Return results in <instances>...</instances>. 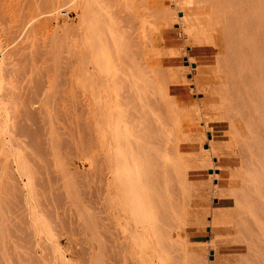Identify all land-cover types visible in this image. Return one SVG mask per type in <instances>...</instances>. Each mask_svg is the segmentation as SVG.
<instances>
[{
    "label": "rangeland",
    "instance_id": "obj_1",
    "mask_svg": "<svg viewBox=\"0 0 264 264\" xmlns=\"http://www.w3.org/2000/svg\"><path fill=\"white\" fill-rule=\"evenodd\" d=\"M138 1L0 0V88L5 76L17 78L18 94L21 98L27 94L40 120L36 136L15 135L12 143L4 141L0 145L7 170L0 188L4 210L0 224L8 233L1 238L6 264H180L179 259L183 264H264V192L260 189L264 180V132L256 120V115L262 119L263 114L256 102L249 105L243 95L242 101L247 103L243 101L245 111L241 108L244 114L240 108L236 110L242 96L237 94V81L230 84L224 55L229 45L226 41L233 38L225 29L224 34H217L215 28L226 26L220 23L223 19L214 20L220 25L210 21V17L221 15L216 13L218 4L215 0ZM229 14L241 23L235 11ZM107 48L109 67L106 62L103 66L102 54ZM130 64L134 66L131 69ZM93 68L96 78L93 73L92 78L101 88L95 94L89 79ZM19 69L27 72L21 79ZM159 69L166 71L169 82L159 80L160 84H154L157 80L153 73ZM162 73L156 78L163 79ZM142 75L155 80L148 83L151 88L147 93L140 86ZM106 80L112 82V101L129 118L141 115L136 107L145 105L147 99L158 104L159 108L148 111L160 119L156 125L157 133H163L158 135L164 137L160 148L159 144H147L141 149L131 133L125 141L117 138L116 114L110 126L106 120V90H102ZM131 84L136 85V91H131ZM229 88L236 90L237 96L233 95L237 99H231L229 94L235 92ZM18 94L14 95L16 99L20 98ZM122 104L132 108L128 110ZM160 108L165 114L162 118H173L170 127L161 119ZM256 137L263 139L258 141ZM171 149L180 155L176 158ZM180 156V164L188 168L182 167L184 171L178 163ZM142 157L158 167L155 172L165 173L166 179H161L164 175L158 172L155 174L160 178L155 175L150 179L153 185L161 186L156 188L168 190L171 186L165 187L170 182V190L176 186L174 192H163L169 204L154 187V200H162L159 203L165 208L163 211L152 200L158 204L156 207L152 203V214L160 208L163 211V216L155 213V220L139 213L135 202ZM186 170L191 177L185 176ZM181 177L182 183L188 177L192 182L187 180L186 187L181 184L185 189L180 185ZM167 180L170 182L164 185ZM177 186L181 188L177 190ZM124 195L129 197L128 218L123 211ZM171 201L177 204L173 208ZM175 210L181 214L176 211L174 215Z\"/></svg>",
    "mask_w": 264,
    "mask_h": 264
},
{
    "label": "bare ground",
    "instance_id": "obj_2",
    "mask_svg": "<svg viewBox=\"0 0 264 264\" xmlns=\"http://www.w3.org/2000/svg\"><path fill=\"white\" fill-rule=\"evenodd\" d=\"M140 1V0H139ZM138 1V2H139ZM206 1V0H205ZM209 1V0H208ZM211 1V0H210ZM106 2V1H105ZM214 2V0H212V3ZM91 3H93V0H92V2ZM134 3H137V2H134ZM215 3H217L218 4V7L217 8H215L216 9V13H220L221 15H218V16H220V17H215L213 14H212V16H214L215 18H213V17H210L211 18V22L213 23V22H215L216 20H217V22H219L221 19H223V20H221L220 21V23H225V25L226 26H221L220 28H215V30H217L218 31V33L217 34H219V31L220 32H222L223 34H224V32L225 31H223L224 29L225 30H227V32L232 36V40H228V41H226L227 43H229V45L228 46H230L229 47V49H228V46H227V44H225L226 46V48H227V50L225 49L224 50V52H226V54L224 53V55H226V60H225V69H227V75L229 76L230 75V78L232 79L231 80V82L229 81V78H228V82H230V84L232 83L233 84V82L232 81H237V82H234V84H239V87H237V86H235L236 87V90L238 89V91L239 92H237V94L239 95V98H240V96H244V98H245V101L250 105L252 102H256V104L257 105H255V106H257L258 107V110L260 109V111L262 112V114L263 115H261V116H263V118L261 119V118H259L258 117V115H256L255 116V114H254V112H253V115H254V117H256L257 119V124H258V126H259V128L262 130V133L264 132V0H215ZM92 5V4H91ZM104 5H106V4H104ZM140 5V4H139ZM93 6V5H92ZM216 6V4L214 5V7ZM111 8V7H110ZM92 9V8H91ZM95 9V8H94ZM144 9V8H143ZM121 10H122V8H121ZM145 10V9H144ZM218 11V12H217ZM230 11H235L237 14H238V19H240L241 20V23L237 20V18L235 17V15H234V17H232L230 14H229V12ZM114 12V11H113ZM214 12H215V10H214ZM91 13V12H90ZM93 13V12H92ZM142 13V12H141ZM212 13V12H211ZM54 14V13H53ZM115 14V13H114ZM122 14V13H121ZM236 14V15H237ZM164 15V14H163ZM224 17H223V16ZM116 16V15H115ZM139 16V15H138ZM156 16V15H155ZM158 17V16H157ZM156 17V18H157ZM217 18V19H216ZM219 18H221V19H219ZM91 19H92V17H91ZM123 19V18H122ZM182 19L184 20L185 19V16H183L182 17ZM208 19V18H207ZM218 19H219V21H218ZM209 20V19H208ZM215 20V21H214ZM235 20H237V21H235ZM217 22H215L216 24H217ZM131 23V22H130ZM129 23V24H130ZM212 23H211V25H212ZM220 23L219 24H217V25H220ZM127 24V23H126ZM135 24V23H134ZM93 25V24H92ZM184 25H186V24H184ZM214 25V24H213ZM99 26V25H98ZM209 26V25H208ZM215 26V25H214ZM69 27V26H68ZM126 27V26H125ZM134 27H135V25H134ZM213 27V26H212ZM219 27V26H218ZM186 28H193L192 26H190V25H186ZM209 28H211V26L209 27ZM140 29V28H139ZM96 30V29H95ZM141 30V29H140ZM202 30V29H201ZM131 31H132V29H131ZM138 31V30H137ZM95 32V31H94ZM105 32V31H104ZM128 32V31H127ZM142 33V32H141ZM221 33V34H222ZM227 33V34H228ZM130 34V33H129ZM90 35H92V34H90ZM132 35V34H131ZM229 35V36H230ZM130 36V35H129ZM129 36H128V38H129ZM236 36V37H235ZM123 37V36H122ZM133 37V36H132ZM132 37H130V40L132 41ZM96 38V37H95ZM100 38V37H99ZM134 38V37H133ZM220 38H222V37H220ZM94 39V38H93ZM95 40V39H94ZM126 40H128V39H126ZM226 40H227V38H226ZM116 41H117V39H116ZM104 42V41H103ZM5 43H7V40H6V42ZM96 43L97 42H95V45H96ZM130 43V42H129ZM133 43V42H132ZM122 44V43H121ZM125 44V43H124ZM224 44V43H223ZM119 45V44H118ZM123 45V44H122ZM128 45H130V44H128ZM131 45H133V44H131ZM142 45V44H141ZM2 46V45H1ZM121 46V45H120ZM97 47V46H96ZM105 47H106V44H105ZM124 47V46H123ZM138 47H140V46H138ZM137 47V48H138ZM5 49H6V46H5ZM112 49V48H111ZM122 49V48H121ZM22 50V49H21ZM24 50V49H23ZM107 52H104V54H102L103 55V58H104V64H103V66L105 65V62H106V64H107V66L109 67L110 66V55H109V49L107 48V49H105ZM138 50V49H137ZM94 51V50H93ZM111 51H113V50H111ZM123 51V50H122ZM131 52V51H130ZM35 53V52H34ZM37 53V52H36ZM95 53H99L98 51H97V49H96V52ZM126 53H129V50L126 52ZM222 53V54H223ZM17 54V53H16ZM15 54V55H16ZM21 54V53H20ZM115 54V53H114ZM122 53H120L119 55H121ZM138 54V53H137ZM137 54H135V55H137ZM39 55V54H38ZM99 55V54H98ZM118 55V54H117ZM118 55V56H119ZM125 55V54H124ZM143 55V54H142ZM10 56V55H9ZM25 56V55H24ZM27 56V55H26ZM35 56V55H34ZM16 56H14V58H15ZM97 57V56H96ZM112 57H114V56H112ZM117 57V56H116ZM116 57H115V61H116ZM9 58H11V56L9 57ZM25 59L27 58V57H24ZM37 58H39V57H37ZM16 59V58H15ZM15 59H14V61H15ZM17 59H19L18 57H17ZM44 59V58H43ZM46 59V58H45ZM44 59V60H45ZM50 59V58H49ZM138 59V58H137ZM12 60V59H11ZM20 60V59H19ZM23 60V59H22ZM27 60V59H26ZM25 60V61H26ZM48 60V59H47ZM96 60V59H95ZM98 60V59H97ZM113 60V61H114ZM120 60V59H119ZM25 61H22L21 63H23L24 62V64L23 65H27V64H25ZM28 61V60H27ZM115 61H114V63H115ZM123 61V60H122ZM145 61V60H144ZM191 61V60H190ZM221 61H222V58H221ZM10 62H12V61H10ZM18 62H20V61H18ZM30 62H31V60H30ZM29 62V63H30ZM42 62V61H41ZM117 62H118V60H117ZM125 62V61H124ZM223 62V61H222ZM35 63H36V61H35ZM43 63V62H42ZM100 62L98 61V64H99ZM188 63H190L189 61H188ZM36 64H40V63H36ZM101 64V63H100ZM113 64V63H112ZM116 64V63H115ZM119 64H121V63H119ZM118 63L116 64V65H119ZM144 64V63H143ZM143 64H142V66H143ZM224 64V63H223ZM21 65V64H20ZM29 65V64H28ZM123 65H124V63H123ZM131 66H130V69H131V67H132V64H130ZM18 66H19V64H18ZM17 66V67H18ZM40 66V65H39ZM100 66V65H99ZM224 66V65H223ZM102 67V66H101ZM107 67V68H108ZM124 67V66H123ZM134 67V66H133ZM132 67V68H133ZM19 68V67H18ZM20 68H21V66H20ZM39 68V67H38ZM41 68V67H40ZM42 68H43V66H42ZM45 68V67H44ZM121 68V67H120ZM126 68V67H125ZM156 68V67H155ZM22 69V68H21ZM21 69H19L20 70V72H21ZM24 69V68H23ZM22 69V70H23ZM91 69V68H90ZM147 69V68H146ZM196 69H197V67H196ZM18 70V71H19ZM105 70V69H104ZM153 70V69H152ZM154 70H156V69H154ZM159 70H161V69H159ZM24 71V70H23ZM37 71H38V69H37ZM45 71H47V70H45ZM90 71V74H91V78H89L90 79V81H91V84H92V94H95V93H99V90L101 89L100 88V86H98L97 87V85H95L96 84V81L92 78V73H93V75H94V77H95V74H94V68L92 69V70H89ZM106 71V70H105ZM109 71V70H108ZM132 71V70H131ZM8 72V71H7ZM33 72V71H32ZM40 72H42L41 71V69H40ZM44 72V71H43ZM48 72V71H47ZM47 72H45V73H47ZM104 72V71H103ZM107 72V71H106ZM138 72V71H137ZM136 72V73H137ZM152 72V71H151ZM160 72L162 73V70L161 71H159L158 72V70H157V73L154 71V73H153V76H155V78H153V76H152V78L153 79H156L157 81L156 82H154L155 80H149L147 77H144V75H142V77H141V81H142V84L140 85L139 83V85L141 86V89L145 92V93H147V91L149 90L150 91V89L149 88H151L149 85H148V83L150 84H153V82H154V84H156V83H159V80H161V82L163 81V82H165L166 81V83H167V81L169 82V78H168V76H166V71H164L162 74L164 75L165 74V76L164 77H166L165 79H167V80H165L164 79V77H162L163 79H157V78H159L158 76H157V74L159 73V76H160ZM24 74H26L25 72H23ZM22 72H21V74L20 75H18V78H20V77H22V74H23ZM49 73V72H48ZM105 73V72H104ZM108 73V72H107ZM144 73V72H143ZM156 73V74H155ZM38 74H39V72H38ZM41 74V73H40ZM170 74V73H169ZM27 75V74H26ZM26 75H24V76H26ZM35 75V74H34ZM43 75V74H42ZM45 75V74H44ZM47 75V74H46ZM45 75V76H46ZM137 75V74H136ZM139 75H140V73H139ZM8 76V75H7ZM5 76L2 80H3V85L1 86V88H0V93H1V96H0V145L5 141H7V143H12L13 142V140H14V136L16 135L17 136V138H18V136H20V137H26L27 135L28 136H36L39 132H40V129L38 128L39 126V124H38V121H40V120H37V114H36V111H34V109H36V107L33 109L32 107H31V103H29V100L27 99V94H25L26 96H24V98H21L22 96L20 95L21 93H19L18 94V92H20V88L18 89V87H17V82L19 81L17 78H15L14 76ZM33 76V75H32ZM147 76V75H146ZM36 77V76H35ZM157 77V78H156ZM96 78V77H95ZM147 78V79H146ZM160 78H161V76H160ZM21 79V78H20ZM24 79H25V77H24ZM32 79H35L34 78V76H33V78ZM18 80V81H17ZM29 80V79H28ZM35 80H38V78L37 79H35ZM99 80V79H98ZM30 81V80H29ZM41 81V80H40ZM128 81V80H127ZM126 81V82H127ZM152 81V82H151ZM34 82V81H33ZM103 82V81H102ZM162 82V83H163ZM135 83H136V81H135ZM134 83V84H135ZM161 83V84H162ZM31 84V83H30ZM91 84H90V86H91ZM160 84V83H159ZM229 84V85H230ZM103 85V84H102ZM121 85V84H120ZM132 85V92H134V91H136V89H137V87H136V85H135V87H136V89L133 91V89L135 88L134 86H133V84H131ZM169 85V84H168ZM27 86H29L28 84L26 85V87ZM94 86H96V88H94ZM104 86H105V88L103 87V89L102 90H106V93H105V95H106V101H105V106H106V111L109 113V115H107L106 116V120H107V124L110 126V124L109 123H111V118L114 116V113L116 114V120H118V127H117V131L119 132V137H118V135H117V138L118 139H120L121 140V142H122V140H124V138H126L127 136L129 137V133H131L132 134V138H134V140H136V142L137 143H139L138 145L141 147V149L143 148V146L144 145H146V146H148L147 144H159V148H160V146H162V145H160V143L162 144V143H164L163 141H162V138L164 139V137H162V138H160L161 136H159L158 135V133L160 132V135H163V133H161V131H159L158 133H157V126L156 125H158V123H159V121H160V119H159V121L157 120V119H155V116H153V114L152 113H150V111H148L149 109L151 110V108L153 109V108H159V106H158V104L157 103H154V102H152V101H150L149 102V99H147L146 101H145V105H141L140 107L142 108V110H141V108L139 107V105L136 107V111L139 113V114H141V115H139V116H137L136 117V119L132 116V118H129V117H127L125 114H124V109H121L120 108V106H119V104L116 102V101H112L113 99H112V95H113V92H112V82H110L109 80H106L105 82H104ZM122 86H124V85H122ZM151 86H153V85H151ZM160 87H162V85H159ZM158 86V87H159ZM166 86V85H165ZM233 86V85H232ZM232 86H231V88H232ZM233 86V87H234ZM35 87V85L33 86V88ZM121 86H119V88L118 89H120L121 90V88H120ZM134 87V88H133ZM156 87V86H155ZM164 87V86H163ZM162 87V88H163ZM24 88V87H23ZM22 88V89H23ZM30 88V87H29ZM28 88V89H29ZM36 88H39L38 86L36 87ZM94 88V89H93ZM116 88H117V86H116ZM123 88V87H122ZM139 89H140V87H138ZM35 89V88H34ZM34 89H32L33 91H35ZM41 88H39L38 90H40ZM125 89V88H124ZM128 89V88H127ZM230 89V88H229ZM24 90V89H23ZM119 90V91H120ZM234 91V88L233 89H230V91ZM235 90V91H236ZM31 92V93H34V92ZM116 91V90H115ZM122 91H123V89H122ZM125 91H129V90H125ZM125 91H123V92H125ZM166 91V90H165ZM234 91V92H235ZM25 92V91H24ZM139 92V91H138ZM241 92V95L239 94ZM15 93L16 94H18V95H20V98L19 99H16L15 98ZM36 93V92H35ZM120 93H122L121 91H120ZM150 92H148V94H149ZM231 93V92H230ZM28 94H30V93H28ZM118 94V93H117ZM153 94V93H152ZM233 94H236V92L235 93H232V94H229V95H232V98L231 99H237V94H236V96H234ZM31 95V94H30ZM36 95V94H35ZM34 95V96H35ZM131 95V94H130ZM132 95H134V93L132 94ZM150 95V94H149ZM93 96H95V95H93ZM119 96V95H118ZM233 96H234V98H233ZM243 96L241 97V101H242V98H243ZM29 97V96H28ZM33 97V96H32ZM31 97V98H32ZM39 98H40V96H38ZM92 97V96H91ZM100 97V96H99ZM137 97V96H136ZM144 96L142 95V97L141 98H143ZM146 97H148V95L146 96ZM146 97H144V98H146ZM231 97V96H230ZM30 98V97H29ZM140 98V99H141ZM238 98V100H240ZM134 99V98H133ZM115 100V99H114ZM136 100H137V98H136ZM237 100V101H238ZM35 101V100H34ZM41 101H42V99H41ZM100 101V100H99ZM122 101V100H121ZM139 101V100H138ZM162 101V100H161ZM234 101V100H233ZM236 101V100H235ZM244 101V100H243ZM243 101H242V103L239 101V102H237V103H239L240 105L242 104V105H244V106H240V105H237L236 104V106H239L237 109H236V106H234L235 105V103L236 102H233L232 104H234L233 105V107L238 111V109L240 108V110H242L241 108H243V110L245 111V107H246V105L243 103ZM244 101V102H245ZM101 102H102V100H101ZM116 102V103H115ZM245 102V103H246ZM35 103H36V101H35ZM38 103V102H37ZM40 104H41V102H39ZM95 103V102H94ZM140 103V102H139ZM246 103V104H247ZM49 104V103H48ZM47 104V105H48ZM36 105V104H35ZM123 105V107H126L128 110L130 109V108H132V107H130L128 104H122ZM162 105H164V104H162ZM166 105V104H165ZM38 106V108L40 107L39 106V104L37 105ZM46 106V105H45ZM48 106H50L51 107V105H48ZM136 105H134V107H135ZM144 107V109H143V107ZM160 106H161V104H160ZM173 106V105H172ZM162 107V106H161ZM164 107V106H163ZM232 107V106H231ZM120 108V109H119ZM140 109L141 111H138L137 109ZM230 108V107H229ZM41 108H39V110H40ZM126 109V110H127ZM170 109V108H169ZM250 109H252L251 107H250ZM37 110V109H36ZM42 110V109H41ZM46 110V109H45ZM52 110V109H51ZM50 110V111H51ZM127 110V111H128ZM243 110L242 111H239V112H242L243 113ZM148 111V113L146 114V112ZM160 111H161V113H160V116H161V119L163 120V122L166 124V125H168L169 123H170V121H173V118L171 117V119L170 120H168V118L167 117H163L162 118V116H164L165 114L162 112L163 111V109L162 108H160ZM247 111V110H246ZM250 111H252V110H250ZM254 111V110H253ZM257 111V110H256ZM259 111V112H260ZM37 112H38V114H39V111L37 110ZM41 112H44V110L43 111H41ZM97 112V111H96ZM164 112H166V111H164ZM258 112V113H259ZM167 113V112H166ZM238 113V112H237ZM132 114V113H131ZM136 114V113H135ZM134 114V115H135ZM234 114V113H233ZM241 114V113H240ZM244 114V113H243ZM242 114V115H243ZM45 115V114H44ZM46 115H48L47 113H46ZM137 115V114H136ZM147 115V116H146ZM180 115V114H179ZM141 116H143V117H141ZM174 116V115H173ZM244 116V115H243ZM39 117H41L40 115H39ZM251 118V117H250ZM41 119V118H40ZM44 119V118H43ZM247 120V122H249V120L248 119H246ZM158 121V122H157ZM230 121V120H229ZM250 121H251V119H250ZM255 121V120H254ZM155 122V123H154ZM177 122V121H176ZM256 122V121H255ZM40 123V122H39ZM104 123V122H103ZM116 123V122H115ZM157 123V124H156ZM180 122H178V124H179ZM250 123V122H249ZM155 124V125H154ZM171 124V123H170ZM169 124V127L171 126ZM177 124V123H176ZM115 125V124H114ZM162 125V124H161ZM165 125V126H166ZM253 125V124H252ZM108 126V127H109ZM113 126V125H112ZM254 126V125H253ZM256 126V125H255ZM163 127V126H162ZM162 127L161 126H159V129L161 128V130L163 131L164 129H162ZM179 127H180V125H179ZM257 127V126H256ZM112 128V127H111ZM173 128V127H172ZM253 128V127H252ZM258 128V127H257ZM257 128H255L254 129V131H256V129ZM110 129V128H109ZM108 129V130H109ZM169 129H171V128H169ZM168 129V130H169ZM112 130V129H111ZM128 131V132H127ZM252 131V130H251ZM260 131V130H259ZM113 132V131H112ZM164 132V131H163ZM167 132H169V131H167ZM257 132V131H256ZM106 133V132H105ZM116 133V132H115ZM258 133V132H257ZM261 133V134H262ZM23 134H25V136H22ZM155 134L157 135V136H155ZM252 134V133H251ZM8 135V136H7ZM165 135V134H164ZM168 135V134H167ZM166 136V135H165ZM180 136V135H179ZM262 136H263V134H262ZM19 137V138H20ZM182 137V136H181ZM248 137V136H247ZM259 137H260V135H259ZM22 138V139H23ZM180 138V137H179ZM249 138V137H248ZM257 138V137H256ZM175 139V138H174ZM182 139V138H181ZM180 139V140H181ZM258 139V138H257ZM263 139V138H262ZM261 138L260 139H258V141H260V140H262ZM120 140H117V142L118 143H120ZM127 140V139H126ZM184 140V139H183ZM264 140V139H263ZM125 141V140H124ZM123 141V142H124ZM129 141H131L130 139H129ZM133 141V140H132ZM164 141H166V140H164ZM167 141H168V139H167ZM257 141V140H256ZM22 142V141H21ZM24 142V141H23ZM250 142V141H249ZM254 142V141H253ZM252 142V143H253ZM262 142V141H261ZM15 143H17V141L15 140ZM19 143V142H18ZM107 143V142H106ZM109 144H111L110 142H109ZM108 144V145H109ZM242 144V143H241ZM8 145V144H7ZM15 145V144H14ZM138 146V147H139ZM163 146H165V145H163ZM1 147V146H0ZM8 147V146H7ZM11 147V146H10ZM175 147H176V145H175ZM2 148H3V146H2ZM1 148V149H2ZM136 148V147H135ZM148 148V147H147ZM151 148V147H150ZM162 148V147H161ZM174 148V147H173ZM13 149V148H12ZM146 149V148H145ZM169 149V148H168ZM176 149V148H175ZM175 149H173L174 151H172V149H171V153L173 154V156H177L178 154H174L173 152H176V150ZM252 149V148H251ZM110 150H111V148H110ZM160 150V149H159ZM162 150H163V148H162ZM161 150V151H162ZM243 150V149H242ZM241 150V151H242ZM252 150H254V149H252ZM11 151V150H10ZM253 153H255L254 151H252ZM140 155H142V153H140ZM154 155V154H153ZM180 155V154H179ZM143 156V155H142ZM160 156V155H159ZM182 156V155H181ZM180 156V158L178 159L179 161H178V163H179V165H181V169H182V167L185 165H182V164H180V162H181V157ZM249 156V155H248ZM8 157V156H7ZM127 157V156H126ZM178 157V156H177ZM176 157V158H177ZM242 157V156H241ZM244 157V156H243ZM143 158V157H142ZM140 159L139 160V162H138V169H139V171L137 170V173L139 172V174H137V179H136V183H137V191H138V193H136V201L135 202H137L136 204H137V211H139V213H144V214H146V215H148V216H150L151 218H153V216L155 215V213H157V212H155L154 214H152L155 210L153 209L154 208V206H158V204L160 205V206H158V207H161L163 204H161V203H159V202H161L162 200V197L161 196H159V199L161 200V201H158V200H154L155 198H157V197H155V195H153V193H156L157 191H159V193L160 194H164V196H166L165 194L171 189V187H172V183L170 182V180H167V181H163V184L165 183L166 184V182L167 183H169V184H171V185H169L168 184V187H165L166 189H168L170 186V189H168V190H164V191H166V193H163L164 191H162L163 190V187H162V189H159V188H161V186H159L157 183L155 184V185H153V182L150 180L151 178H153L152 176H155L156 174H160L161 172L159 171L158 172V170H157V172H155L156 170H154V169H157V168H154L153 166H152V164H151V162L148 160L147 162H145L144 161V158L143 159ZM130 159V158H129ZM149 159V158H148ZM155 159H157V158H155ZM250 159V158H249ZM147 160V159H146ZM245 160V159H244ZM5 161H6V158H5V152L4 151H0V188L2 187V182L4 181V179H5V172L7 171L6 170V168H5V166H4V164H3V162L5 163ZM260 161H262V160H260ZM8 162H9V160H8ZM147 163V168H145V164ZM158 163H159V161H158ZM161 163V162H160ZM177 163V164H178ZM182 163V162H181ZM188 163V162H187ZM264 164V163H263ZM106 165V164H105ZM189 165V164H188ZM187 165V166H188ZM3 166H4V168H3ZM6 166L8 167V165H7V163H6ZM167 166V165H166ZM260 167V166H259ZM168 168V167H167ZM184 168V167H183ZM187 168V167H186ZM186 168H184V169H186ZM6 171H5V170ZM123 169V168H122ZM147 169V170H146ZM188 169V168H187ZM258 169V168H257ZM154 170V173H152V171ZM169 170V169H168ZM183 170V169H182ZM181 170V171H182ZM172 171V170H171ZM171 171H169V172H171ZM184 171V170H183ZM167 172V171H166ZM156 173V174H155ZM185 174L186 173H190V172H188V170H186V172H184ZM184 173H183V175L182 176H184ZM79 174V173H78ZM173 174V175H172ZM171 174V176H173L172 177V179L174 178V173H172ZM161 175H164V176H161V179H163L162 177H165V173L163 174V173H161ZM170 175V174H169ZM187 175L188 176H190V174H186L185 176L187 177ZM157 176V175H156ZM160 176V175H159ZM167 176H168V174H167ZM171 176H170V178H171ZM158 177V176H157ZM186 177H184V179L186 178ZM191 177V176H190ZM190 177H188V179L190 178ZM156 178V177H155ZM158 178H160V177H158ZM134 179V180H135ZM165 179H166V177H165ZM172 179H171V181H172ZM176 179V178H175ZM181 179H182V177H181ZM187 179V180H188ZM260 179H262V177H260ZM151 182H150V181ZM174 180V179H173ZM187 180H185L186 182H184V183H186L187 184ZM191 180H193V179H191ZM180 181V180H179ZM178 181V182H179ZM188 181H190V180H188ZM181 183H180V185L181 184H183L184 185V183H182L183 182V179H182V181H180ZM191 182V181H190ZM263 183H262V186H261V190L264 192V180L262 181ZM176 183H177V181H176ZM192 183V182H191ZM191 183H188V184H191ZM164 184V185H165ZM184 185L185 187L186 186H189V185ZM176 185H178V184H176ZM183 185H181L182 187H183ZM192 185V184H191ZM260 185V184H259ZM151 186H152V188H153V190H150V188H151ZM155 186H158L157 188L155 187ZM175 188H176V186L175 185H173ZM154 187L156 188V190H154ZM173 187V188H174ZM178 187V189L177 190H179V188H181V187H179V186H177ZM185 187H183L184 189H185ZM191 187V186H190ZM126 188V187H125ZM151 188V189H152ZM173 188H172V190H173ZM187 189H188V187H187ZM129 190V189H128ZM172 190H170V191H172ZM183 190V189H182ZM181 190V191H182ZM150 191V192H149ZM153 191H156V192H153ZM180 191V192H181ZM245 191V190H244ZM152 192V197H153V199H151L152 197L150 196L149 197V193H151ZM172 192H174V190L172 191ZM186 192V191H185ZM189 191H187V193H188ZM190 192H191V189H190ZM158 193V194H159ZM178 193V192H177ZM168 194H169V192H168ZM170 194H172V193H170ZM264 194V193H263ZM178 196H180L179 194H177V197ZM184 196V195H183ZM237 196V195H236ZM132 197V196H131ZM161 197V198H160ZM168 196H166L165 197V199H167L168 200V198H167ZM176 197V198H177ZM186 197H187V195H186ZM173 198V197H172ZM185 198V197H184ZM128 199H129V197H128ZM128 199H127V196L126 195H124V199H123V211H124V214H125V216L127 217L128 216V210H127V207H128V204H130V203H128L129 201H128ZM151 199V200H150ZM174 199V198H173ZM180 199H181V197H179V202H181L180 201ZM152 200L153 201H156L158 204L156 205V202H152ZM166 200V203H168L169 204V200L167 201ZM178 200V199H177ZM186 200H187V198H186ZM128 201V202H127ZM134 201V200H133ZM249 201V200H248ZM151 202V203H150ZM172 202V201H171ZM170 202V203H171ZM128 203V204H127ZM154 204V206H153V208H152V206L151 205H153ZM162 203H163V201H162ZM182 203V202H181ZM184 204H186V201L185 202H183ZM1 204H3V202H2V199H1V197H0V222H1V220L4 218V216H3V214H4V210H3V208H1ZM176 203H174V202H172V204H170V206L172 205V208H173V206L175 205ZM263 204V203H262ZM177 205V204H176ZM187 205V204H186ZM133 206H135V205H133ZM169 205H168V208L166 207V210H171V209H169V207H170ZM262 206H264V204L262 205ZM261 206V207H262ZM136 207V206H135ZM184 207V206H183ZM188 207V206H187ZM186 207V208H187ZM162 208V207H161ZM161 208H160V211L158 212V213H160V215H162L163 213H161V212H163L164 210H165V208L163 207L162 208V210H161ZM263 208V207H262ZM150 209H153V212H151L150 211ZM182 209V208H181ZM261 209V208H260ZM156 210H159V209H157L156 208ZM174 210V209H173ZM136 211V212H137ZM176 211H177V215H180L181 213H180V211L179 210H175V211H173L174 212V215H175V213H176ZM133 212V211H132ZM168 212V211H167ZM166 212V213H167ZM170 212H172V210L171 211H169V213ZM180 214H179V213ZM262 213V212H261ZM168 214V213H167ZM171 214H173V213H171ZM263 215V214H262ZM125 216H124V218H125ZM140 216V215H139ZM163 216V215H162ZM156 215H155V219H156ZM183 217V216H182ZM182 217H181V219H182ZM260 217H261V215H260ZM23 217H21V219H22ZM128 218V217H127ZM153 218V219H154ZM158 218V217H157ZM165 218H167V217H165ZM165 218H164V220H165ZM184 218V217H183ZM27 219H29L28 217H27ZM126 219V218H125ZM137 219V218H136ZM154 219V220H155ZM261 219H263V218H261ZM35 220L37 221V219L35 218ZM128 221V220H127ZM183 221V220H182ZM238 221V220H237ZM128 223V222H127ZM163 223V222H162ZM250 223V222H249ZM251 223H252V221H251ZM168 224V223H167ZM156 225V224H155ZM164 225H165V223H164ZM173 224H171V226H172ZM243 225V224H242ZM255 225V224H254ZM174 227H176V226H174ZM168 230V229H167ZM164 232V231H163ZM165 234V233H164ZM8 236V233H7V231L5 230V227L3 226V225H1L0 224V264H6V261H5V259H4V255L2 254V252H5L6 251V249L4 248V247H2V241H1V238L2 237H7ZM159 237V236H158ZM121 238V237H120ZM161 239V238H160ZM181 243H182V241H181ZM258 243V242H257ZM167 245H169V244H167ZM167 245H166V247H167ZM179 248V247H178ZM177 249V248H176ZM251 249V248H250ZM168 250V249H167ZM181 252V251H180ZM179 252V253H180ZM184 252V251H183ZM182 253V252H181ZM180 253V254H181ZM182 256V255H181ZM188 256V255H187ZM252 256V255H251ZM32 257V256H31ZM35 257V256H34ZM34 257H32V258H34ZM174 257H175V255H174ZM36 258V257H35ZM35 258H34V260H35ZM177 258L179 259V257L177 256ZM184 258V257H183ZM13 259V258H12ZM161 259V258H160ZM185 259V258H184ZM181 259H179V261L178 262H180V264L182 263V260L180 261ZM187 257H186V259H185V261H186V263H187ZM8 261V260H7ZM189 262H190V258H189V260H188ZM184 262V261H183ZM9 263V262H8ZM10 264V263H9ZM177 264H179V263H177ZM183 264V263H182ZM185 264V263H184Z\"/></svg>",
    "mask_w": 264,
    "mask_h": 264
}]
</instances>
